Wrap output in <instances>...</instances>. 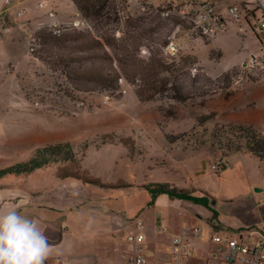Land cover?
Masks as SVG:
<instances>
[{
  "label": "rangeland",
  "instance_id": "obj_1",
  "mask_svg": "<svg viewBox=\"0 0 264 264\" xmlns=\"http://www.w3.org/2000/svg\"><path fill=\"white\" fill-rule=\"evenodd\" d=\"M116 1L122 23L108 27L122 32L140 19L153 32L142 39L139 61L147 63L151 49L176 68L159 72L167 88L146 101L124 79L116 91L75 90L34 56L40 45L30 34L52 32V21L102 33L73 14L69 0L55 1L53 18L38 0H0V211L36 220L50 244L47 259L70 264H128L130 232L144 233L150 264H168L170 238L183 225L264 239V161L224 147L240 136L229 129L236 126L264 136V35L254 30L259 9L245 6L254 0H232L243 2L244 17L194 40L186 38L188 22L151 0ZM171 40L180 43L173 55ZM177 89L184 97L176 98ZM33 159L46 164L4 171ZM152 183L186 197L153 196L145 186L157 190ZM192 242L203 257L205 241Z\"/></svg>",
  "mask_w": 264,
  "mask_h": 264
},
{
  "label": "trees",
  "instance_id": "obj_2",
  "mask_svg": "<svg viewBox=\"0 0 264 264\" xmlns=\"http://www.w3.org/2000/svg\"><path fill=\"white\" fill-rule=\"evenodd\" d=\"M71 1L89 26L102 30V33L74 29L65 30L56 35L47 29H40L36 33L40 53L34 52V56L44 61L50 69L59 71L75 90L116 91L119 88V79H124L135 86L138 99L146 101L167 88V82L158 78L159 72L166 70L173 74L176 68L172 70L151 49L147 63L139 61L138 58V53L144 45L142 39L149 38L150 33L153 32L152 27L141 26L140 19L127 21L126 30L122 32L117 28L108 27L110 24L122 23L119 14L121 6L116 0ZM164 20L166 19L164 18ZM159 21L161 22V19ZM164 42L166 44V41ZM102 62L104 64L109 62V66H100ZM184 63L188 64L189 62L185 59ZM172 88L171 86L168 89ZM175 91H177L176 98H182V93L178 89ZM229 129H234L240 133V136L235 141H228L227 144H224L225 148L231 151L244 149L264 161V136H258L249 127L236 126ZM233 135L235 136V134ZM59 146V144L54 145L51 149L54 150V147L56 149ZM56 152L58 153L59 150L54 151V154ZM35 161L38 160L33 159L34 164L29 167L28 164H17L16 168H7L4 171L20 173L21 169L26 172L46 164V160L43 163L40 162L41 160L37 163ZM58 175L61 177L71 176L67 172H59ZM152 184L158 189L145 186L153 196L157 193H165L172 198L183 199L186 197L183 191L170 188L167 183Z\"/></svg>",
  "mask_w": 264,
  "mask_h": 264
},
{
  "label": "built area",
  "instance_id": "obj_3",
  "mask_svg": "<svg viewBox=\"0 0 264 264\" xmlns=\"http://www.w3.org/2000/svg\"><path fill=\"white\" fill-rule=\"evenodd\" d=\"M7 1L10 2L11 0ZM151 1L163 10L173 12L189 23V27L186 30L187 40L202 39L214 34L217 30L224 28L229 19L236 20L244 17L246 7L250 8L248 5L251 6L249 3L245 5L246 7H243L241 4H230L220 11L216 7V0ZM45 5L48 6L47 17H56L57 8L55 0H41L38 2L39 7ZM255 7L257 8V6ZM22 13V10L16 12L20 16H22ZM48 26L51 27L52 32L56 35L66 30V27L56 24V21H52ZM254 30L258 34L264 35L263 14H260L255 19ZM30 37L36 39V36L33 34H30ZM179 49L180 43L176 40H171L166 46V52L171 55L176 54ZM262 58L264 59V57ZM159 230L165 231L166 227H159ZM192 238H200L205 241L207 246L203 257L198 255V252L201 251L195 247ZM126 241L133 246L128 264H150L146 253L144 233L130 232L126 236ZM169 254L170 261H168V264H195V258L202 260V264H264V239H260V241L255 243L242 233H234L232 235L230 232H221L208 235L206 228L201 224L193 226L183 225L170 238ZM45 264H70V261L67 258H56L51 261L47 259Z\"/></svg>",
  "mask_w": 264,
  "mask_h": 264
},
{
  "label": "clouds",
  "instance_id": "obj_4",
  "mask_svg": "<svg viewBox=\"0 0 264 264\" xmlns=\"http://www.w3.org/2000/svg\"><path fill=\"white\" fill-rule=\"evenodd\" d=\"M49 250L36 220L14 208L0 211V264H45Z\"/></svg>",
  "mask_w": 264,
  "mask_h": 264
},
{
  "label": "crops",
  "instance_id": "obj_5",
  "mask_svg": "<svg viewBox=\"0 0 264 264\" xmlns=\"http://www.w3.org/2000/svg\"><path fill=\"white\" fill-rule=\"evenodd\" d=\"M39 1H41V0H38V2ZM56 1V0H55ZM70 2H71V4H72V6H73V11H72V13L73 14H75V13H77V10H76V8H75V6L73 5V3H72V1L71 0H69ZM38 2H37V7H39L38 6ZM241 3H243V2H239V3H235L234 1H232V0H216L215 1V4H216V7L218 8V10H220V11H222L224 8H225V6L226 5H230V4H241ZM251 5L252 6H257V9H259L258 11L260 12V14H263L264 15V0H254L253 2H251ZM47 5H45V6H43V7H39L40 9H47ZM56 8H57V6H56ZM257 12V11H256ZM259 14V15H260ZM58 22H59V20H57ZM56 21V22H57ZM57 22V23H58ZM32 23V22H31ZM32 25V24H31ZM34 26H37V25H34Z\"/></svg>",
  "mask_w": 264,
  "mask_h": 264
},
{
  "label": "water",
  "instance_id": "obj_6",
  "mask_svg": "<svg viewBox=\"0 0 264 264\" xmlns=\"http://www.w3.org/2000/svg\"><path fill=\"white\" fill-rule=\"evenodd\" d=\"M255 190H256V191H258V190H260V188H258V187H255Z\"/></svg>",
  "mask_w": 264,
  "mask_h": 264
}]
</instances>
